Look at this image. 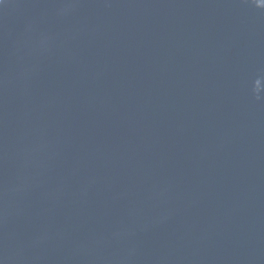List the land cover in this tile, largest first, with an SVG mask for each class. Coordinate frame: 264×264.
Wrapping results in <instances>:
<instances>
[{
  "label": "water",
  "instance_id": "95a60500",
  "mask_svg": "<svg viewBox=\"0 0 264 264\" xmlns=\"http://www.w3.org/2000/svg\"><path fill=\"white\" fill-rule=\"evenodd\" d=\"M0 264H264V3L0 0Z\"/></svg>",
  "mask_w": 264,
  "mask_h": 264
},
{
  "label": "snow or ice",
  "instance_id": "6c2138e0",
  "mask_svg": "<svg viewBox=\"0 0 264 264\" xmlns=\"http://www.w3.org/2000/svg\"><path fill=\"white\" fill-rule=\"evenodd\" d=\"M262 3H264V0H261Z\"/></svg>",
  "mask_w": 264,
  "mask_h": 264
}]
</instances>
